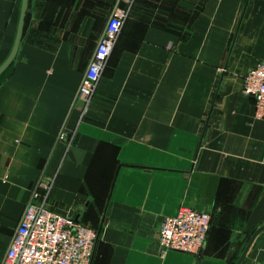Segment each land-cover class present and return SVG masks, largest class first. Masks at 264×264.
I'll list each match as a JSON object with an SVG mask.
<instances>
[{
    "label": "crops",
    "instance_id": "obj_1",
    "mask_svg": "<svg viewBox=\"0 0 264 264\" xmlns=\"http://www.w3.org/2000/svg\"><path fill=\"white\" fill-rule=\"evenodd\" d=\"M21 1L0 0V66ZM116 6L127 16L84 111ZM261 59L264 0H28L0 76V264L42 179L48 207L96 229L91 264L264 262V119L243 92ZM180 205L210 213L197 254L158 243Z\"/></svg>",
    "mask_w": 264,
    "mask_h": 264
},
{
    "label": "built area",
    "instance_id": "obj_2",
    "mask_svg": "<svg viewBox=\"0 0 264 264\" xmlns=\"http://www.w3.org/2000/svg\"><path fill=\"white\" fill-rule=\"evenodd\" d=\"M126 16L127 9L116 6L97 42L76 93L84 111ZM243 92L254 100V117L264 119V59L257 61L244 76ZM51 185L46 179L38 182L37 189L44 194L37 189L32 193L2 264H91L96 229L48 207L46 197ZM209 225L208 211L180 205L174 214L161 218L158 243L163 250L197 254L205 246Z\"/></svg>",
    "mask_w": 264,
    "mask_h": 264
},
{
    "label": "water",
    "instance_id": "obj_3",
    "mask_svg": "<svg viewBox=\"0 0 264 264\" xmlns=\"http://www.w3.org/2000/svg\"><path fill=\"white\" fill-rule=\"evenodd\" d=\"M27 3L28 0H22L21 1V9H20V21H19V26H18V31H17V36L15 39V43L13 46V49L10 53V55L8 56V58L4 61V63L0 66V76L6 71V69L11 65V63L14 61L18 50H19V46H20V38L22 35V31H23V24H24V18H25V14H26V8H27ZM263 228V227H262ZM261 229V228H260ZM258 229L256 231V233L260 230Z\"/></svg>",
    "mask_w": 264,
    "mask_h": 264
}]
</instances>
